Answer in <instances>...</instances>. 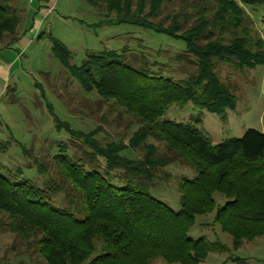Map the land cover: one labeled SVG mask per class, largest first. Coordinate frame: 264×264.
<instances>
[{
  "label": "trees",
  "instance_id": "16d2710c",
  "mask_svg": "<svg viewBox=\"0 0 264 264\" xmlns=\"http://www.w3.org/2000/svg\"><path fill=\"white\" fill-rule=\"evenodd\" d=\"M87 1L100 10L102 25L127 23L183 40L185 49L173 58L193 69L183 79L166 76L159 71L166 63L150 64L143 52L129 56L126 45L119 51L87 50L80 64H71L70 50L50 36L53 55L85 92L111 100L140 125L126 144L100 142L102 126L82 132L56 116L55 128L76 135L91 152L80 157L59 148L52 157L59 177L49 178L43 186L0 174V211L9 217L10 232L33 240L47 264H150L154 257L197 264L209 252L226 249L204 236H188L195 216L214 208L213 223L231 236L234 249L243 239L263 235L264 133L248 128L240 137L212 144L199 128V118L177 122L162 116L170 105L189 101L222 118L226 109L234 107L235 96L221 81L216 64L228 63L235 69L264 65V42L243 8L264 0H214V8L202 7L188 26L176 13L168 25L151 20L165 0ZM20 24L17 10L0 3V48L21 38ZM225 34L230 35L228 40ZM148 138L163 142L168 153L157 156V146ZM127 149L142 150V155L122 154ZM98 157L123 170L125 186L115 185L95 169H85ZM177 159L192 167L195 175L180 179V208L174 210L148 193L147 187L159 168ZM39 171L45 169L40 166ZM215 192L227 199L223 205L216 207ZM57 193L62 195L58 202L53 199Z\"/></svg>",
  "mask_w": 264,
  "mask_h": 264
},
{
  "label": "rangeland",
  "instance_id": "374dc122",
  "mask_svg": "<svg viewBox=\"0 0 264 264\" xmlns=\"http://www.w3.org/2000/svg\"><path fill=\"white\" fill-rule=\"evenodd\" d=\"M0 3L17 10L21 16L18 31L22 32L17 42L0 48L16 61L6 82H0L4 92L0 94V128L3 126L0 131V174L11 181L28 180L43 186L49 178L59 177L52 160L59 148L80 157L91 152L76 135L65 128H55L56 116L82 132L102 126L103 130L97 135L100 142L121 140L126 144L140 125L135 117L111 100L101 99L94 91L85 92L53 55L50 36L60 39L70 50L71 64H80L87 50L107 48L119 51L126 45L129 56L139 57L143 52L150 64L156 60L166 63L168 66L165 69L161 66L162 70H159L166 76L183 79L193 69L173 58L176 52L185 49L183 40L127 23L102 25L100 10L87 0H0ZM204 6L212 10L214 0H165L151 20L168 25L170 16L176 13L182 25L188 26ZM243 8L255 33L264 42V2L243 5ZM45 12L49 14L45 15ZM224 37L228 40L230 35L225 34ZM216 71L236 99L234 107L226 109L224 118L189 101L184 105H170L162 119L185 122L199 118L198 126L212 144L229 137H240L248 128L264 133V65L235 69L228 63L219 62ZM59 141L63 143L58 147ZM148 142L157 146V156L163 157L168 153L163 142L153 138H148ZM122 154L139 158L142 150L127 149ZM97 159L96 164H85V169L97 170L119 187L126 185L127 178L122 169L109 167L101 157ZM40 166L45 171H39ZM157 172L147 187L148 193L178 210V183L182 177H193L195 170L177 159ZM61 196L57 193L53 199L58 202ZM213 197L216 207L227 200L218 192ZM214 214L215 208L211 212L197 214L188 236L193 239L204 236L209 241L221 243L226 249L209 252L197 264H264V234L252 240L243 239L241 245L234 249L231 236L213 223ZM8 218L0 211V264H47L37 254L33 240L25 241L10 232ZM235 258L239 259L235 261ZM150 264L179 263H168L161 257H154Z\"/></svg>",
  "mask_w": 264,
  "mask_h": 264
},
{
  "label": "crops",
  "instance_id": "0c3cea01",
  "mask_svg": "<svg viewBox=\"0 0 264 264\" xmlns=\"http://www.w3.org/2000/svg\"><path fill=\"white\" fill-rule=\"evenodd\" d=\"M41 7V5H39ZM42 9V8H41ZM41 9H38L41 11ZM2 51H0V82L4 84V81L6 82L9 73L11 72L12 67L16 63L13 58H10L9 54L6 55ZM14 61V62H13ZM7 90V85H5L4 91ZM4 93L3 88L0 86V94ZM2 125V123H0ZM4 127L8 128V126L4 125ZM3 126L0 128V131H2Z\"/></svg>",
  "mask_w": 264,
  "mask_h": 264
},
{
  "label": "built area",
  "instance_id": "2783aa9c",
  "mask_svg": "<svg viewBox=\"0 0 264 264\" xmlns=\"http://www.w3.org/2000/svg\"><path fill=\"white\" fill-rule=\"evenodd\" d=\"M52 8V7H51ZM49 13L48 12H45V15H48Z\"/></svg>",
  "mask_w": 264,
  "mask_h": 264
},
{
  "label": "bare ground",
  "instance_id": "6f19581e",
  "mask_svg": "<svg viewBox=\"0 0 264 264\" xmlns=\"http://www.w3.org/2000/svg\"><path fill=\"white\" fill-rule=\"evenodd\" d=\"M44 17V16H43Z\"/></svg>",
  "mask_w": 264,
  "mask_h": 264
}]
</instances>
